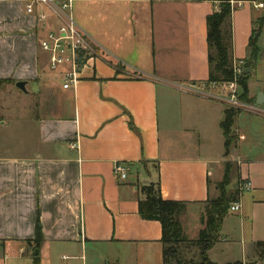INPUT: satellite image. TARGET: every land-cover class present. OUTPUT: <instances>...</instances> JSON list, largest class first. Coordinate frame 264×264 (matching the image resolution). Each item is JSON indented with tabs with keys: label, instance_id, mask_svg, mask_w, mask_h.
I'll return each instance as SVG.
<instances>
[{
	"label": "crops",
	"instance_id": "crops-1",
	"mask_svg": "<svg viewBox=\"0 0 264 264\" xmlns=\"http://www.w3.org/2000/svg\"><path fill=\"white\" fill-rule=\"evenodd\" d=\"M28 1L0 0V79L13 81L9 97L21 98L23 81L35 100L24 122L7 95L0 104V264H163L161 223L139 214L142 186L157 184L164 200L187 203L180 221L194 240L200 206L228 166L240 182L233 187L240 210H229L210 255L218 264L256 257L264 241V104H256L264 93V24L260 57L246 70L256 109L236 117L228 152L222 122L231 105L210 96L223 89L208 82L207 18L218 2L72 0L98 54L64 88L65 69L50 71L39 42L60 22L38 21L47 9L28 13ZM230 3L232 59H247L264 0Z\"/></svg>",
	"mask_w": 264,
	"mask_h": 264
},
{
	"label": "trees",
	"instance_id": "trees-1",
	"mask_svg": "<svg viewBox=\"0 0 264 264\" xmlns=\"http://www.w3.org/2000/svg\"><path fill=\"white\" fill-rule=\"evenodd\" d=\"M219 3V11L214 12L207 18L208 24V59L210 75L208 82L221 84L231 82L236 78L233 70L232 59V32L231 16L232 7L230 0H212ZM264 24V15L255 23L256 27L250 37L248 44V59L256 62L260 57L261 49L259 47L260 29ZM240 86L243 90V98H248L249 73H242ZM13 83L11 79H0V83ZM240 112L230 108L225 113L222 122V128L225 136L226 151L229 152L232 144L236 143L235 137H230V130L233 129L236 117ZM229 166L226 170L222 186L228 184L230 178ZM220 186V185H219ZM144 189V191H143ZM144 198L139 200V214L143 219L156 220L162 226V246H163V264H218L211 261L205 254L206 250L212 248L214 243L221 236L222 222L229 214L230 206L238 200V192L227 194L225 189H221V195L205 209V216H201V224L204 226L197 239L190 240L184 234L183 226L180 221L181 214L186 209V202L164 200L161 196L157 184L148 183L141 188ZM37 241L41 240V229L37 227ZM181 244H191L201 250V259L195 261H183L181 259ZM257 255L264 260V241L256 243ZM34 264H39L35 259ZM225 264H243L239 261Z\"/></svg>",
	"mask_w": 264,
	"mask_h": 264
},
{
	"label": "built area",
	"instance_id": "built-area-1",
	"mask_svg": "<svg viewBox=\"0 0 264 264\" xmlns=\"http://www.w3.org/2000/svg\"><path fill=\"white\" fill-rule=\"evenodd\" d=\"M37 5L43 6L47 9L46 12H37L38 21L45 23L49 21L51 16H53L60 22L58 26L49 28L39 42L41 50L49 56L48 66L50 71L59 73L62 68L65 69L62 74L64 80L63 86L64 88H68L70 84L75 83L78 79L79 69L87 59L98 54L97 45L86 31H84L76 22L73 15L72 0H29L26 4L27 12L36 14ZM260 6H263V4H260ZM233 65L236 73H242L236 61ZM231 82L219 84V86L225 91L210 96L216 97L217 99L233 106L237 102H235L234 99L236 94L233 83ZM209 85H216V83L212 82L209 83ZM180 88L185 91L207 95V92H205L204 89L193 85H181ZM227 91H229L230 97L221 95L223 93H228ZM115 173L120 179H125L128 170L123 164L118 163L115 166ZM246 187H249V185ZM238 210H240V204L238 202L230 206L231 212H236Z\"/></svg>",
	"mask_w": 264,
	"mask_h": 264
},
{
	"label": "rangeland",
	"instance_id": "rangeland-1",
	"mask_svg": "<svg viewBox=\"0 0 264 264\" xmlns=\"http://www.w3.org/2000/svg\"><path fill=\"white\" fill-rule=\"evenodd\" d=\"M48 58H49V56H47L46 60L49 63V59ZM234 62L235 61H233V64H234ZM236 62L238 63V67H239V69H241L242 73H244L247 69L252 68L251 66L253 64V62L251 60H249L248 58L247 59H240V60H237ZM233 70H234V65H233ZM242 73L238 74V73L235 72L236 78L234 79L233 82H231V83H233V87L235 89V94H236L234 99H235V102H237L236 104H234L233 106H231V108H233L235 110H238L239 112H241L243 110L250 109V108L251 109H256L254 101L251 100L249 98V96H248L247 100L243 98V90H242V88L240 86V79L242 78L241 77ZM3 80H5V79H3ZM6 83H8V82L0 83V104L1 105L4 104L3 103V99L7 95V97L9 98L8 101L10 100V103L12 105H14L13 108H15V109H17V111H19V113H18V119H19V121L24 122V121L27 120L28 114L31 113L30 112V109H31L32 112H34L33 109H35L34 108V106H35V100H32L33 105H34L33 106L32 105V102H30L28 100V98H26V96L24 95V93H26V92L23 91V90H22L23 92H20L21 93L20 94L21 95V98H18L16 96L14 97L13 95L9 97V94L6 91V85H7ZM223 91H225V90H223ZM227 92L228 93H223L221 95L230 97L229 91H227ZM24 107H26V109H24ZM2 114H4V111H2ZM18 131L19 132L21 131L19 129V127H18ZM229 136L230 137H235V139H236V132H235L234 128L232 130H230ZM236 141H237V139H236ZM234 166H236V165H233V168H234ZM234 172H235V168H234ZM232 174H234V173H232ZM224 177H225V175H224ZM224 177H223V180H224ZM229 178H230V180H229L228 184L225 185V186H222L221 185V182L223 180L221 182H219L217 184L218 190H217L215 196L207 199L206 203H204L202 206H200L201 216H203V215L205 216V209H206V207H208L211 204V201L217 199L218 197H220V195H221V189L224 188L225 189V192L229 195V194L233 193V191H234L233 190L234 189L233 187L235 186V184L237 186L240 185V182L236 183L235 180H234V178H232L230 175H229ZM236 190L238 191V189H236ZM143 191H144V189H143ZM197 212H198V209L194 208L193 209V215L190 214L189 219H188V225L192 229L195 228V226H196V224L198 222L197 219H196ZM200 221H201V217H200ZM198 223H199V228H201V227L203 228L204 227L202 224H200L201 222H198ZM198 236H199V233L196 234V239L198 238ZM220 240H221V236L218 237V239L216 240V242L214 243V245H216L217 243H219ZM211 249L212 248L206 250L205 254L208 256V258L211 261H214L213 258L210 255V250ZM180 252H181L180 256H181V259L183 261L189 262V261H192L193 260V261L197 262V261H199L201 259V256H200L201 250L197 246H195V245H191V244H181V251ZM239 262H241L243 264H264V260H261L260 257L257 254H256V257L253 255L251 257H248L246 260H240Z\"/></svg>",
	"mask_w": 264,
	"mask_h": 264
},
{
	"label": "water",
	"instance_id": "water-1",
	"mask_svg": "<svg viewBox=\"0 0 264 264\" xmlns=\"http://www.w3.org/2000/svg\"><path fill=\"white\" fill-rule=\"evenodd\" d=\"M245 73H248V71H245ZM17 87L22 89L23 91H26V83L23 82V81H20L17 83ZM256 104L257 105H262L264 104V93H260L257 97V100H256Z\"/></svg>",
	"mask_w": 264,
	"mask_h": 264
}]
</instances>
